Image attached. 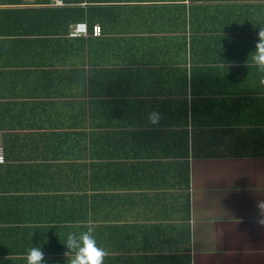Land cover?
I'll return each instance as SVG.
<instances>
[{
	"label": "crops",
	"instance_id": "obj_1",
	"mask_svg": "<svg viewBox=\"0 0 264 264\" xmlns=\"http://www.w3.org/2000/svg\"><path fill=\"white\" fill-rule=\"evenodd\" d=\"M89 5L108 34L25 36L64 2L0 5V264H67L90 227L104 264H264V0Z\"/></svg>",
	"mask_w": 264,
	"mask_h": 264
},
{
	"label": "clouds",
	"instance_id": "obj_2",
	"mask_svg": "<svg viewBox=\"0 0 264 264\" xmlns=\"http://www.w3.org/2000/svg\"><path fill=\"white\" fill-rule=\"evenodd\" d=\"M81 38V37H80ZM251 55L252 64L257 71L264 73V28H260L257 33V39L254 51ZM259 85L264 87V77L259 80ZM159 114L152 112L148 115V121L151 124L157 123ZM262 216H264V202L257 204ZM264 222V218L258 221ZM66 248L67 264H104L108 250L100 246L94 235V229L88 228L86 231L69 233L63 243ZM44 253L39 246H31L26 252V264H43Z\"/></svg>",
	"mask_w": 264,
	"mask_h": 264
},
{
	"label": "trees",
	"instance_id": "obj_3",
	"mask_svg": "<svg viewBox=\"0 0 264 264\" xmlns=\"http://www.w3.org/2000/svg\"><path fill=\"white\" fill-rule=\"evenodd\" d=\"M46 2L47 1H45V3ZM63 2L65 6L61 7L60 9H36L22 10L20 12H17L16 14L21 13V15L27 16V20L23 22L22 29H25L23 35L37 37V30L34 27L35 25H33L34 21L38 24L40 36L57 34L53 31L59 33V35L56 36H66L68 35L69 30H71L72 26L82 22L87 23L91 31L93 29V26L96 25L95 22H101V24L103 22V35L108 34V31H110L106 30V25L103 20L104 18L101 17L100 11L95 7H91L89 5V0L88 2H84V0H63ZM14 4H24V0H0V5ZM51 19H55L57 21V27H49ZM109 20L112 22V19ZM31 21L33 23H31ZM126 29L127 28L123 30ZM191 117L194 119L193 112L191 113Z\"/></svg>",
	"mask_w": 264,
	"mask_h": 264
},
{
	"label": "built area",
	"instance_id": "obj_4",
	"mask_svg": "<svg viewBox=\"0 0 264 264\" xmlns=\"http://www.w3.org/2000/svg\"><path fill=\"white\" fill-rule=\"evenodd\" d=\"M53 5L61 6L63 4L62 0H50ZM101 37L102 36V27L100 25H94L91 31L87 23H78L72 26L69 30L68 37L71 38H80V37ZM6 163V153L3 146L0 145V165Z\"/></svg>",
	"mask_w": 264,
	"mask_h": 264
}]
</instances>
